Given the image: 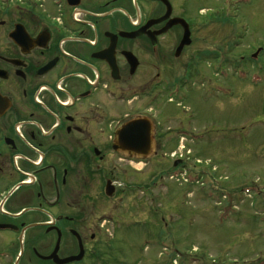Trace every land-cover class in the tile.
Returning <instances> with one entry per match:
<instances>
[{
    "label": "flooded vegetation",
    "instance_id": "1",
    "mask_svg": "<svg viewBox=\"0 0 264 264\" xmlns=\"http://www.w3.org/2000/svg\"><path fill=\"white\" fill-rule=\"evenodd\" d=\"M199 1L0 0V264H55L56 248L65 264L97 262L113 219L91 215L157 155L162 88L225 61L204 46L220 12ZM141 119L149 153L115 149Z\"/></svg>",
    "mask_w": 264,
    "mask_h": 264
},
{
    "label": "rangeland",
    "instance_id": "2",
    "mask_svg": "<svg viewBox=\"0 0 264 264\" xmlns=\"http://www.w3.org/2000/svg\"><path fill=\"white\" fill-rule=\"evenodd\" d=\"M199 7L220 12L204 46L224 53L225 63L199 65L174 96L175 88H162L152 160L127 170L114 160L129 185L111 203L96 194L111 210L98 206L91 217L115 222L92 264H264V0H201ZM174 154H182L177 166Z\"/></svg>",
    "mask_w": 264,
    "mask_h": 264
},
{
    "label": "water",
    "instance_id": "3",
    "mask_svg": "<svg viewBox=\"0 0 264 264\" xmlns=\"http://www.w3.org/2000/svg\"><path fill=\"white\" fill-rule=\"evenodd\" d=\"M149 135L150 129L147 121L142 119L133 121L123 126V128L116 133L118 143L121 145H118L115 149L121 151L128 150L129 152H141L142 155H146L150 151ZM106 194L110 195L109 192H106ZM56 253L57 248L52 255L48 257V259L54 260L55 264H65L72 261L71 259L58 260ZM80 257L81 254L79 255V258Z\"/></svg>",
    "mask_w": 264,
    "mask_h": 264
}]
</instances>
